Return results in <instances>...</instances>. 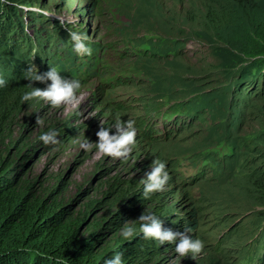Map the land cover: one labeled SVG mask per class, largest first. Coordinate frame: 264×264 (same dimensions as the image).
Wrapping results in <instances>:
<instances>
[{
  "label": "rangeland",
  "instance_id": "1",
  "mask_svg": "<svg viewBox=\"0 0 264 264\" xmlns=\"http://www.w3.org/2000/svg\"><path fill=\"white\" fill-rule=\"evenodd\" d=\"M263 4L264 0H243L239 5L234 0H31L30 6L43 11L47 31L56 37L48 43V57L57 51L63 58L65 40L58 27L68 31L66 25H71L100 49L102 68L93 72L96 75L86 70L77 74L82 87L76 98L58 106L42 100L21 102L28 89L25 78L8 90V99L15 98L16 104L0 132V153L18 163L17 176L32 193L56 196L72 218L86 216L82 237L90 233L92 223L121 208L125 193H139L131 212L115 215L117 220L102 231L98 250L113 247L125 221L135 225L142 212H151L164 223L192 212L188 226L173 229L190 227L188 234L203 240L204 248L194 257L191 253L181 257L175 243L164 241L158 248L162 258L154 264H244L264 233V203L259 201L263 196L250 190L264 181V158H257L264 153V134L245 140L246 134L261 127L256 98L261 91L254 86L248 98L254 110H248L245 99L239 106L243 109L232 106L230 99L235 97L228 73L235 67L236 79L245 59L223 43L217 44L219 49H207L209 42L203 38L211 34L203 27L207 13L227 12L232 21L220 34L229 37L246 12L260 11ZM126 54L131 56L125 61ZM47 83L34 81L32 86L43 89ZM168 104H185L201 112L189 115L187 127L176 129L171 140L148 139L158 131L145 138L135 124L136 142L126 159L96 150L100 127H111L117 120L136 123L162 109H177ZM174 114L181 115L178 110ZM162 123L167 131L172 129L169 122ZM53 128L61 130L62 141L39 146V134ZM114 132L112 128L110 134ZM86 139L93 144L82 147ZM156 158L167 162L170 179L162 190L146 197L141 178Z\"/></svg>",
  "mask_w": 264,
  "mask_h": 264
},
{
  "label": "trees",
  "instance_id": "2",
  "mask_svg": "<svg viewBox=\"0 0 264 264\" xmlns=\"http://www.w3.org/2000/svg\"><path fill=\"white\" fill-rule=\"evenodd\" d=\"M30 2L31 0H0V74H3L8 81L7 86L0 88V132L4 128L6 120L10 118L16 104L15 98L13 100L8 99L10 96L8 90L25 78L24 70L28 66L32 64L37 66L48 61L62 72L61 75H66L62 69L61 60L56 64L53 62L55 56H61L55 54L50 59L46 54V50L49 48L48 43L51 40H56V37L47 31L48 19L43 16V11L32 8ZM242 2L243 0H234L236 5ZM255 10L256 12L253 11V14L247 12L244 14V18L237 22L234 33L228 34L229 37L220 34V32L227 30L226 26L232 21L227 12L222 13L220 11L221 13H219L212 10L207 13L208 15L204 16V21L207 23L203 27L211 34L205 35L203 38L209 42L205 44L207 49H219L217 44L223 43L230 48H236L245 59L236 79L235 67L231 68L232 70H229L228 73L229 76L232 75L229 77L232 81L230 94L235 97V101L230 99L231 104H234L232 106L243 109L239 106L244 99L248 101L247 105H249L250 96L255 92L254 86H256V90L261 91L256 97L261 104L260 111L257 113L258 126L261 127L257 132L252 131L246 134V141L248 139L249 141L256 140L258 136L264 134V4L260 11L256 8ZM66 26L68 31H77L75 26ZM58 29L59 33L64 35L61 40H65L63 47L66 48V52L63 55L71 62L77 60L78 57L72 51L73 42L69 38L68 31L62 26ZM216 34H220V36L215 37ZM213 38L215 39L213 40ZM67 40H70V43ZM217 41L221 42L218 43ZM85 43L90 46L91 54H86L87 61L85 63L79 62L78 66L73 64L72 67H75L74 69L78 72L85 66L89 68L88 72L96 75L93 72L100 73L98 67L102 63L96 55L100 49L96 44L87 40ZM128 56L124 55L123 60H128ZM221 70L225 72L224 68ZM68 75L72 76V73H68ZM240 79L248 81L240 82ZM119 107L121 110L123 109L121 105ZM174 107L177 109L165 115L160 114L162 120H169L175 124L174 129L165 133L164 140L174 138L172 132L176 129H185L187 127L185 121L189 115L201 112V109L196 108L191 111L192 109H188L185 104L169 106V108ZM193 107L195 106L193 105ZM250 107L254 110V104H250L247 107L248 110ZM110 110L112 115L119 117L118 113ZM177 110L187 117L182 118L184 115H179L172 120L174 111ZM147 123L148 121L136 122V126L140 128L141 133L153 134L150 132L151 130L145 128ZM156 128L153 127V131ZM56 131L57 138L62 141L61 130L56 129ZM160 136L155 133L148 139L151 138L152 141L160 142L158 140ZM38 144L40 146L43 143L39 142ZM236 146L239 148V145ZM258 146L262 145H254V148L256 149ZM257 158L258 160L263 159L264 153H261ZM15 164L4 155V152L0 153V264H103L105 258L117 252L122 253L125 264H154L156 263L155 259L160 260L162 258L160 256L162 252H158L162 242L152 238H143L138 232L133 233L128 238L120 236L113 242V247L96 249L102 231H108L109 225L117 220L115 215L126 210L131 212L133 202L140 199L139 193H125L119 204L122 205L121 208L116 210L115 214L113 213L108 219L92 223L89 228L91 229L90 233L82 237L80 229L86 224V216L72 218L73 215L68 213L65 206L58 202L56 196L32 193L31 186L19 180L17 176L18 163ZM250 190L252 193H261L263 197L259 201L264 203V181L255 184ZM96 204L99 205L100 203ZM186 215L169 223L162 222V228H170L174 231L175 226H188L189 218L193 216V213L190 212ZM138 225L139 221L136 222L135 226L138 228ZM262 229H264V225ZM256 240L253 243L255 250L245 260L248 264H260L264 258V233Z\"/></svg>",
  "mask_w": 264,
  "mask_h": 264
},
{
  "label": "clouds",
  "instance_id": "3",
  "mask_svg": "<svg viewBox=\"0 0 264 264\" xmlns=\"http://www.w3.org/2000/svg\"><path fill=\"white\" fill-rule=\"evenodd\" d=\"M69 38L73 42V48L78 54H91V48L85 43L88 36L80 31H69ZM25 79L29 81L28 89L20 97L21 102L26 101H45L51 105L58 106L63 102H68L76 98L77 91L82 87L79 79H69L61 75L56 67L49 68L46 72H39L35 65L27 67ZM47 83L46 87L41 89L33 87L32 82ZM8 81L3 74H0V88L7 86ZM112 128L115 132L110 134ZM137 128L135 121L128 119L126 121L117 120L111 127H100L96 132L98 140L94 143L96 150L107 156L117 158H127L131 152V145L136 142ZM38 139L45 145L57 144V131L49 129L41 132ZM93 142L86 139L82 147H88ZM166 161L153 159L144 176L141 178L143 194H148L162 190L170 179L169 172L166 168ZM138 228L129 220L125 221L124 226L120 229L122 238H128L133 233L138 232L143 238H152L159 242L168 241L175 243V252L181 257L192 254L194 257L204 248V241L199 238H193L190 233L192 229L184 228L183 231H173L170 228H162L161 219L151 212H142L138 219ZM172 245V243L170 244ZM103 264H125L122 253L117 252L112 256L104 259ZM244 264L248 262L244 261Z\"/></svg>",
  "mask_w": 264,
  "mask_h": 264
},
{
  "label": "bare ground",
  "instance_id": "4",
  "mask_svg": "<svg viewBox=\"0 0 264 264\" xmlns=\"http://www.w3.org/2000/svg\"><path fill=\"white\" fill-rule=\"evenodd\" d=\"M182 117H184V118H185V117H187V115H185V116H182Z\"/></svg>",
  "mask_w": 264,
  "mask_h": 264
}]
</instances>
